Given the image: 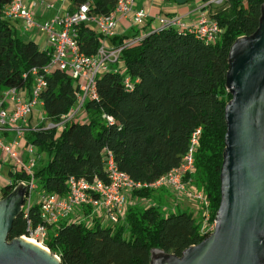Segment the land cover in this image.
Masks as SVG:
<instances>
[{
  "label": "trees",
  "instance_id": "trees-1",
  "mask_svg": "<svg viewBox=\"0 0 264 264\" xmlns=\"http://www.w3.org/2000/svg\"><path fill=\"white\" fill-rule=\"evenodd\" d=\"M11 2L0 0V97L9 89L27 90L31 95V71L36 69L47 83L40 95L42 115L45 121L57 122L75 108L77 83L59 69L45 75L50 56L37 42L20 35L15 23L5 16ZM117 2L70 0L71 11L88 4L90 16L111 14ZM263 4L264 0H228L211 9L210 17L222 30L214 44L185 30L143 28L146 34L142 40L123 50L118 71L97 78L98 100L87 101L78 120L70 121L64 129H43L44 122L35 126L37 131L29 127L26 142L37 148L39 156H47L45 164L38 161L35 170L38 191L64 196L71 177L108 182L107 152L118 169L133 180L153 182L181 163L192 134L200 129L195 179L210 202L213 223L221 204L225 109L232 99L226 84L229 53L237 39L256 32ZM140 31L134 28L133 37ZM129 38L117 35L108 42L121 46ZM103 40L92 24L80 27L77 41L82 53L96 54ZM8 176L12 183L3 185L1 199L19 182L29 180L24 172L10 170ZM169 196L167 189H143L133 194L159 204L162 197ZM158 203L131 206L126 221L116 226H104L96 219L90 223L65 221L49 229L44 246L60 264H151L153 250L180 258L210 236L201 232V214L195 217L181 209L167 213ZM28 220L33 227L40 223L36 204L31 206L29 218L22 212L15 219L9 242L26 234Z\"/></svg>",
  "mask_w": 264,
  "mask_h": 264
},
{
  "label": "built area",
  "instance_id": "built-area-1",
  "mask_svg": "<svg viewBox=\"0 0 264 264\" xmlns=\"http://www.w3.org/2000/svg\"><path fill=\"white\" fill-rule=\"evenodd\" d=\"M227 2L228 0H209L198 4L194 10L185 15L154 19L144 9H135L136 0H118L115 10L107 16H90L89 5L84 4L62 16L38 23L23 0H12L5 9V16L13 22L21 21L25 33L37 31L47 36L46 45L42 50L48 52L50 63L44 69L45 75H50L54 69H59L76 81L79 90L75 108L57 122L46 121L42 128L64 129L70 121L78 120L85 103L98 100L97 78L106 72L118 71L123 50L142 40L146 34L143 30L145 27L157 30L172 28L185 30L208 44L216 43L222 30L218 22L210 17L209 11L222 7ZM194 13H197V17L191 19ZM121 19H127L133 28H140L142 33L126 40L121 46H111L108 40L118 35L117 29ZM88 24H92L104 39L96 54L91 56L80 51L77 41L80 27ZM31 75L34 76V85L28 100L18 96L16 89L6 90L0 97V132L15 133V138L9 143L0 138V152L10 161V170L13 173L24 172L29 178L18 183L28 186L22 206L24 216L29 218L32 205L36 204L39 208L40 223L33 227L28 220L27 232L22 238L33 239L44 246L49 229L65 221L90 223L96 219L104 226L121 225L126 221L128 207L131 199L134 198L133 194L143 189H167L177 200L187 199L196 202L202 215V234L211 235L214 232L216 220L210 222V202L197 186L195 179V153L199 146L200 129L192 134L188 150L181 163L153 182L133 180L118 169L112 154L107 152L105 164L108 182L98 178L89 181L71 177L68 180V192L64 196L38 191L35 170L39 154L34 145L26 142L24 133L31 129L28 125H24L27 123V116L38 105L42 106L40 95L47 83L36 69L31 71ZM127 85H129L128 81ZM6 102L12 104L11 110L4 106ZM108 120L112 121L110 118ZM37 127L32 130H39ZM22 142L25 144L24 152L27 153V158L17 151V147ZM11 183V179L7 178L6 184ZM35 193L37 199H34Z\"/></svg>",
  "mask_w": 264,
  "mask_h": 264
},
{
  "label": "water",
  "instance_id": "water-1",
  "mask_svg": "<svg viewBox=\"0 0 264 264\" xmlns=\"http://www.w3.org/2000/svg\"><path fill=\"white\" fill-rule=\"evenodd\" d=\"M226 84L232 99L214 232L180 258L153 250L151 264H264V4L256 32L231 47ZM27 187L20 183L0 200V264H60L47 248L8 241Z\"/></svg>",
  "mask_w": 264,
  "mask_h": 264
},
{
  "label": "crops",
  "instance_id": "crops-1",
  "mask_svg": "<svg viewBox=\"0 0 264 264\" xmlns=\"http://www.w3.org/2000/svg\"><path fill=\"white\" fill-rule=\"evenodd\" d=\"M24 4L28 7L30 11L33 12L34 18L38 23H44L47 22L57 16H62L66 14L67 12L71 11V3L70 0H23ZM200 4V2L195 3L191 2L185 3V4H179L176 1H168V0H136L135 9H144L152 18L156 19L158 17H167V15L170 16H181L189 13L190 11L194 10L195 7ZM197 17V13L192 14L191 19H194ZM15 26L17 30L19 31L20 35H22L26 39L33 40L38 43L39 47L43 49V47L46 45L47 36L44 38L43 42H40L42 39L41 34L37 31H32L30 33H25L22 29V22L21 21H15ZM142 33V31L139 32V34ZM118 36H127L131 39L135 33L134 28L131 26L130 22L127 19H121L118 29H117ZM138 34V35H139ZM5 93V91L3 92ZM2 93V94H3ZM18 96L24 97L26 100L30 98V94L27 90L18 91ZM9 101V99H8ZM4 106L8 109H12V104L10 102H6ZM38 107V106H37ZM36 107V108H37ZM41 111L34 109V111L27 116V123L24 126L28 127H35L37 124L40 123H46V121H43L45 119L42 118V106ZM36 118H38V121H36ZM84 119V118H82ZM21 124V123H20ZM26 130V129H25ZM24 133V137L26 133ZM0 138H3L4 142L9 143L12 141L13 138H15V133L13 132H0ZM24 143L22 142L18 147L17 151L19 153H22L24 158H27V153L24 152ZM42 156H39L38 161H40ZM43 161V159H42ZM10 161L6 158V156L0 152V173L3 170H6L7 173L10 171ZM10 179V177L8 176ZM7 179V178H6ZM6 179L4 177H1L0 180L5 181ZM6 184V183H5ZM1 190V189H0ZM169 199L171 201L170 204H173L172 209L170 212H174L178 209L186 210L188 212H192L195 217H198L200 215L198 204L194 201H189L187 199H181L177 200L172 194ZM1 200V197H0ZM168 200V198H167ZM166 200V201H167ZM162 201V200H161ZM151 203H154L151 201ZM134 205L139 206H148L150 205V202L145 201L143 199L138 198H132L130 205L128 208ZM167 209V208H166ZM167 209V210H168Z\"/></svg>",
  "mask_w": 264,
  "mask_h": 264
},
{
  "label": "rangeland",
  "instance_id": "rangeland-1",
  "mask_svg": "<svg viewBox=\"0 0 264 264\" xmlns=\"http://www.w3.org/2000/svg\"><path fill=\"white\" fill-rule=\"evenodd\" d=\"M168 1H172V0H168ZM173 1H178V2H182V1H185V0H173ZM186 1H189V0H186ZM200 0H193V1H190V2H188L189 4H191V2H195V3H198ZM41 37H42V39L40 40V42H43V40H44V38L46 37V35H44V34H41ZM36 110H38V111H41V107H40V105H38V107L36 108ZM83 114V113H82ZM81 115V114H80ZM82 116V115H81ZM80 117V116H79ZM42 156V158H40L41 160H40V164L43 166L44 164H45V162H46V160H47V156L45 155V154H42L41 155ZM42 159H43V161H42ZM0 175H1V177H4L5 179L6 178H8V173H7V171L6 170H3V171H1V173H0ZM6 182L5 181H3L2 182V180H0V187L2 188L3 187V185L5 184ZM1 195V194H0ZM165 197V196H164ZM164 197H162V201H161V203L159 204L158 202V200H154L153 199V202H155L156 204L158 203L160 206H162V209L164 210V208H165V210H166V212L167 213H170V211H171V209H172V206H173V204H170L171 203V201L169 200L171 197L169 196L168 197V200H167V198H164ZM160 198H161V196H160ZM34 199H37V194L35 193V195H34ZM167 200V201H166ZM150 204H154V203H150ZM168 208H171V209H167Z\"/></svg>",
  "mask_w": 264,
  "mask_h": 264
},
{
  "label": "bare ground",
  "instance_id": "bare-ground-1",
  "mask_svg": "<svg viewBox=\"0 0 264 264\" xmlns=\"http://www.w3.org/2000/svg\"><path fill=\"white\" fill-rule=\"evenodd\" d=\"M28 242H30V243H33L34 245H36L37 247H39V248H42V249H44V250H47L46 249V247L45 246H43V245H41V244H39L38 242H36L35 240H31V239H26Z\"/></svg>",
  "mask_w": 264,
  "mask_h": 264
}]
</instances>
